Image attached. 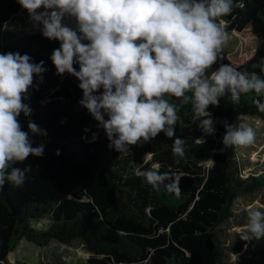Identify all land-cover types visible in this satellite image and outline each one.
<instances>
[{
  "label": "trees",
  "instance_id": "obj_1",
  "mask_svg": "<svg viewBox=\"0 0 264 264\" xmlns=\"http://www.w3.org/2000/svg\"><path fill=\"white\" fill-rule=\"evenodd\" d=\"M234 3V11L217 20L223 21L226 32L249 31L258 44L241 62L222 48L205 78L210 80L220 65L230 64L264 79V0ZM21 8L18 0H0V53L19 52L35 63L44 62L43 79L34 76L29 99L22 101L30 114L18 117L32 146L43 145V154L30 155L16 165L31 168L22 186L0 187V264H9V252L23 238L47 247L57 264H234L228 261L221 224L236 215L248 218L255 207L264 210L253 206L235 211L240 195L264 188V170L243 175L238 146L223 143L225 123L234 128L240 115L264 119L257 105V100L264 103V94L242 93L236 103L226 89L217 105L208 106L207 117L196 114L191 100L184 103V98L166 94L164 99L177 109L174 135L160 132L118 153L108 147L110 141L99 122L80 105V81L67 72L57 74L51 57L61 42L44 37L42 30L14 34L8 29ZM74 68L79 71L78 64ZM204 119L213 121V133L201 127ZM29 122L40 131L32 133ZM177 138L184 141L182 158L172 154ZM148 152L152 156L145 160ZM140 165L143 170L137 171ZM149 169L169 178L153 186L144 177ZM173 175L180 177L179 195L169 190ZM46 218H51L47 228L34 226V221ZM75 243L83 245L86 257L62 247ZM236 247L240 250L241 243ZM255 254L240 264H253Z\"/></svg>",
  "mask_w": 264,
  "mask_h": 264
},
{
  "label": "clouds",
  "instance_id": "obj_2",
  "mask_svg": "<svg viewBox=\"0 0 264 264\" xmlns=\"http://www.w3.org/2000/svg\"><path fill=\"white\" fill-rule=\"evenodd\" d=\"M18 3L28 11L33 27L43 26L44 37L61 42L51 57L57 74L67 72L80 81L79 88L83 90L80 105L99 122L110 141L108 147L118 153L127 152L128 146L155 138L160 132L168 137L174 135L172 126L177 121V109L164 99L166 94L182 97L184 103L191 100L196 114L205 117L209 116L208 106L217 105L218 97L226 89L236 103L242 93L264 94V79L230 64L220 65L210 80L205 78L206 70L216 64L228 39L223 21L217 18L234 11V0H18ZM66 17L75 18V28L62 23ZM74 63L79 65V71ZM43 64L33 62L28 54L0 53V187L6 183L22 186L31 168L16 165L30 155L43 154V145L33 147L29 132L23 131L18 121L21 113L30 114L28 104L22 101L29 99L34 76L43 79ZM186 92L192 96H185ZM257 105L264 111V103L257 100ZM212 125L211 119L201 122L209 134L214 132ZM225 127L226 146L254 142L252 127L241 124L233 128L227 123ZM28 128L32 133L40 131L35 123L29 122ZM183 145L184 141L175 139L173 157L185 156ZM144 177L153 186L169 178L167 173L161 175L151 169ZM171 178L174 182L169 190L174 189L179 195L180 177ZM248 220L247 232L255 238L264 237V210L253 208ZM250 238L248 234L242 236L244 240Z\"/></svg>",
  "mask_w": 264,
  "mask_h": 264
},
{
  "label": "rangeland",
  "instance_id": "obj_3",
  "mask_svg": "<svg viewBox=\"0 0 264 264\" xmlns=\"http://www.w3.org/2000/svg\"><path fill=\"white\" fill-rule=\"evenodd\" d=\"M39 11V10H38ZM62 22H69L76 25L75 18L66 17ZM8 29L14 34L22 32L42 30V25L33 27L30 22L29 13L26 9L21 8L7 25ZM228 39L223 48L228 55L237 62L244 61L250 57L256 49L258 38L249 31L237 32L227 31ZM252 127L255 132L254 142L246 146H238V154L242 164V173L244 176L250 172H259L264 170V119L257 115H240L233 121L234 128L240 125ZM151 152L145 154V160H150ZM210 164V162H208ZM154 166L157 163L153 164ZM144 166H136L137 171H142ZM253 206L264 207V188L252 194L240 195L235 201V211L243 209L248 210ZM248 218L236 215L232 219L221 224L222 239L228 252V261L234 264L245 262L252 252L256 254L253 257V264H264V237L255 238L247 232ZM34 226L45 229L51 224V218L40 219L33 222ZM248 234L251 238L242 239V236ZM241 243L240 250L236 245ZM64 248L70 249L73 255L86 257L88 252L80 243ZM10 263L25 262L27 264H57L50 250L47 247L37 245L25 238L21 239L19 244L9 252Z\"/></svg>",
  "mask_w": 264,
  "mask_h": 264
},
{
  "label": "crops",
  "instance_id": "obj_4",
  "mask_svg": "<svg viewBox=\"0 0 264 264\" xmlns=\"http://www.w3.org/2000/svg\"><path fill=\"white\" fill-rule=\"evenodd\" d=\"M8 259H9V254H8ZM9 264H14V263H10V260H9ZM15 264H27V263H25V262H21V261L19 262V261H18V262L15 263Z\"/></svg>",
  "mask_w": 264,
  "mask_h": 264
}]
</instances>
